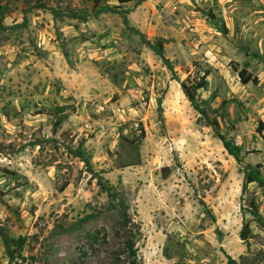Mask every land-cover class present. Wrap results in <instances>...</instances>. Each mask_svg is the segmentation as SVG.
<instances>
[{
    "label": "rangeland",
    "instance_id": "rangeland-1",
    "mask_svg": "<svg viewBox=\"0 0 264 264\" xmlns=\"http://www.w3.org/2000/svg\"><path fill=\"white\" fill-rule=\"evenodd\" d=\"M117 6L0 0V264L5 235L26 237L25 264H129L120 196L141 264H264L263 227L239 237L251 199L264 219V189H242L247 165L264 177V0L148 1L144 30ZM157 39L172 70L145 42ZM243 67L256 83L240 81ZM205 70L197 94L241 164L176 96L174 77ZM78 153L114 186L112 203Z\"/></svg>",
    "mask_w": 264,
    "mask_h": 264
},
{
    "label": "trees",
    "instance_id": "trees-1",
    "mask_svg": "<svg viewBox=\"0 0 264 264\" xmlns=\"http://www.w3.org/2000/svg\"><path fill=\"white\" fill-rule=\"evenodd\" d=\"M119 5L129 2V1H137L141 2L143 0H116ZM120 7V6H117ZM124 21L127 22L126 17H124ZM131 27V26H130ZM134 30H137L135 27H131ZM223 30L225 31L226 28H224V25L222 26ZM146 44L149 45L162 59L164 64L169 68L173 69V61L170 60L168 57L164 54V45L161 39H157L156 41L152 42L150 40H145ZM237 70V69H235ZM209 71L205 70L201 77H199L197 80H193L191 83H188L186 80H180L178 77H174L180 84L181 89L183 93L185 94L186 98L190 101L191 106L194 110H196L205 120L206 125L211 126L213 129V132L215 136H217L220 141L222 142L223 147L226 149L228 154L234 156L236 161L241 164L242 159L238 154V146L237 145H231L229 138L222 133L219 130V121L216 118H210L208 111L203 107V104L205 103L203 99H200L197 91L201 88H204L207 85V75ZM238 76L240 78V81L242 83H248L249 81H252L253 83L257 82V78L252 76L248 70L243 67L237 70ZM159 111H162V105L159 103L158 106ZM61 118L58 117L53 122V131L57 129V127L60 125ZM200 122V116L197 118V123ZM257 132L262 134L264 130V119L259 120L256 128ZM77 156L81 157L83 161H85V166L89 171H91L92 176H97V183L99 184L100 188L107 193V195L110 198V201H114L116 197L118 196L117 191L115 190L114 186L109 183L108 179L103 178L102 176H98L97 174H94L95 172H92L90 163L87 158L82 157L80 153L76 154ZM261 164L257 163L254 167H250L247 165L245 168L244 173V181L242 185V189H246L248 184L250 183H257L259 187L264 189V177L261 173ZM170 168L168 166H164L162 168L163 175L166 177L169 174ZM203 203V202H202ZM119 206V212H120V228L123 231L124 234V252L126 253V257L129 261V264H141L137 261V248L135 246V237H136V231L134 229V225L136 224L133 220H131V217L128 214V206L125 202V199L120 196L119 202L117 204ZM250 209L249 214L251 215L250 219L244 218V221L242 223V226L239 231V237L246 242L250 238L251 234V220L256 221L259 223L264 230V219L261 216L256 202L254 199H251L249 202ZM83 220V219H82ZM96 233H89V236L91 238H96ZM5 247L6 252L8 255V262L7 264H25L27 261V257L22 254L23 247L26 243V237L22 235H18L16 237L13 236H7L5 235ZM103 239H105V234H103ZM33 261L35 260V257L32 255L30 257ZM237 260L233 258L231 255L227 254V262L226 264H236Z\"/></svg>",
    "mask_w": 264,
    "mask_h": 264
},
{
    "label": "crops",
    "instance_id": "crops-1",
    "mask_svg": "<svg viewBox=\"0 0 264 264\" xmlns=\"http://www.w3.org/2000/svg\"><path fill=\"white\" fill-rule=\"evenodd\" d=\"M148 1H151L152 3L156 4V3H163L164 0H143L141 2L129 1V2L121 4L120 7H118V9H127L126 14H127V19L129 21V25H131V26H133L139 30H144L145 27L147 29V24H148L149 19H150V11L148 12L146 10H143V6ZM132 3H137V4H136V6L134 4H133L134 6H132ZM144 21H146V22H144ZM174 90H175L176 96L179 99H182V101L184 103L191 104L190 101L186 98L185 94L183 93L179 82H176L174 84ZM172 99L174 100V98L170 97V95H168V92H167V94L163 98V105L169 104Z\"/></svg>",
    "mask_w": 264,
    "mask_h": 264
}]
</instances>
